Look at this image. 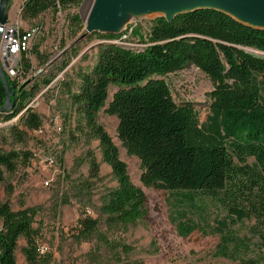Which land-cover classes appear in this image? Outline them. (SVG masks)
I'll use <instances>...</instances> for the list:
<instances>
[{"label": "trees", "instance_id": "1", "mask_svg": "<svg viewBox=\"0 0 264 264\" xmlns=\"http://www.w3.org/2000/svg\"><path fill=\"white\" fill-rule=\"evenodd\" d=\"M81 2L22 0L19 15L34 18L47 9L77 7ZM66 15L73 38L82 28L81 20L77 13ZM92 33L104 40L99 42L90 71L81 74L79 89L70 94V102L75 105L82 127L97 139L101 160L110 167L116 183L99 208L105 223L126 226L145 214L143 191L130 182L116 147L95 120L104 105L107 88L112 85L116 90L104 111L116 117L118 140L128 154L138 159L142 185L166 191L186 190L182 199L196 210L202 204L194 192L206 194L226 215L214 227L213 233L221 237L216 255L238 259L235 252L241 247L248 252L254 239L255 251L240 258V264H264V29L203 8L178 14L169 22L156 16L150 20L147 32L126 40L128 44L113 42L121 39L120 32ZM30 44L19 56L16 76L29 73L30 51L37 55L39 64L46 62L36 46L31 50ZM67 48L65 51L75 55L73 47ZM67 62H61L59 68ZM189 64L212 82L209 114L204 121L199 120L189 102L173 101L162 78ZM4 78L13 92L9 97L12 107L0 112L4 121L14 118L8 123L13 127L19 122L27 130L36 129L41 120L29 105L36 84L25 88L17 78L10 79L6 73ZM49 81L50 77L43 79L44 84ZM4 96L0 81V106ZM28 155L25 151L20 156L15 150H0V183L4 172H13ZM87 161L90 175L95 176L96 162L92 156ZM37 209L38 206H20L12 210L7 199L0 202V264H16L14 249L19 237L24 240L20 250L27 264L47 263L37 253L38 231L32 226ZM245 219L254 220L248 228L250 236L237 238L230 248L228 222L235 224ZM96 224L97 220L90 216L78 218L75 236L92 233ZM177 228L180 235H188L198 225L188 220L179 222Z\"/></svg>", "mask_w": 264, "mask_h": 264}, {"label": "rangeland", "instance_id": "2", "mask_svg": "<svg viewBox=\"0 0 264 264\" xmlns=\"http://www.w3.org/2000/svg\"><path fill=\"white\" fill-rule=\"evenodd\" d=\"M21 2L9 1L7 22L17 24L22 30L36 29L30 47L32 50L36 46L37 53L46 62L39 64L37 55L30 51L31 69L26 76L6 74L10 79L17 78L25 88L36 84L37 90L29 105L38 114L42 131L34 133V130L23 128L19 122L15 127L3 124L4 117L0 114V150H15L20 156L24 151L29 152L24 164L19 162L13 172H4L0 183V202L7 199L12 210L20 206H38L32 226L38 231L35 241L37 247L44 250L41 255L47 259L46 264H240V258L250 256L255 251L254 239L250 241L248 252L243 247L235 252L238 259L216 255L221 237L213 231L217 220L226 218V215L225 210L206 194L194 192L197 201L202 204V208L196 210L182 199L186 190L166 191L142 185L138 159L128 154L118 140L116 117L104 111L116 90L112 85L107 88L104 105L98 110L95 120L116 147L130 182L143 191L145 214L126 226L105 223L99 208L106 199L107 191L116 183L110 167L101 160L97 139L90 135L86 127H82L75 105L70 102V94L79 89L81 74L90 71L101 46L99 42L104 40L97 34L89 33L73 42L83 32L85 18L94 0H82L77 7L56 11L50 8L33 20L20 17ZM68 13H77L81 20L82 28L73 38L70 36ZM160 14L148 11L141 18L127 14L120 35L125 34L126 39H130L146 33L150 20ZM69 46L74 48L75 55L65 51ZM65 60L67 64L60 69L61 62ZM49 77V83L44 84L43 79ZM162 78L173 101L178 104L189 102L199 120L206 119L209 114L208 92L212 89L208 76L189 64ZM52 116H57L59 120V131H55L49 121ZM78 122H81L80 126ZM48 154L53 156L52 166L43 162ZM90 156L97 164L95 176L89 173L87 160ZM47 178L50 180L45 185L43 182ZM83 216L95 218L96 228L88 235L75 236L77 220ZM188 220L196 222L198 228L188 235H180L178 223ZM253 222V219L235 224L228 222L230 248L232 241L250 236L248 228ZM23 242V238L19 237L16 264H27L20 250Z\"/></svg>", "mask_w": 264, "mask_h": 264}, {"label": "water", "instance_id": "3", "mask_svg": "<svg viewBox=\"0 0 264 264\" xmlns=\"http://www.w3.org/2000/svg\"><path fill=\"white\" fill-rule=\"evenodd\" d=\"M9 1L0 0V26L7 22ZM203 8L223 12L245 25L264 29V0H94L85 18L83 32L73 42L92 32L119 33L127 14L141 18L146 12L157 10L169 22L178 14ZM4 66L6 62L0 57V81L5 90L0 112L9 110L13 104L9 100L13 92L6 84Z\"/></svg>", "mask_w": 264, "mask_h": 264}, {"label": "built area", "instance_id": "4", "mask_svg": "<svg viewBox=\"0 0 264 264\" xmlns=\"http://www.w3.org/2000/svg\"><path fill=\"white\" fill-rule=\"evenodd\" d=\"M36 33V29L34 28L29 30H22L17 25L11 24L9 22H6L2 26H0V57L3 58L6 62V66H4V73H7L9 76L16 75L18 71L19 56L28 48ZM126 38L127 36L125 34H122L120 40H113V42L128 44L126 40H128L129 38ZM2 46H4V48ZM12 120H14V118L2 123L8 124ZM49 121L55 131L60 130L59 120L57 116H52ZM2 123L0 122V125ZM41 131L42 129L40 126L34 129V133H40ZM43 162L47 166H52L54 164L53 156L49 154L44 156ZM49 180L50 178H47L43 183L47 185ZM43 251V248L37 247L38 255H41Z\"/></svg>", "mask_w": 264, "mask_h": 264}, {"label": "crops", "instance_id": "5", "mask_svg": "<svg viewBox=\"0 0 264 264\" xmlns=\"http://www.w3.org/2000/svg\"><path fill=\"white\" fill-rule=\"evenodd\" d=\"M30 20H33V18L32 19H30ZM21 22H22V20H21ZM23 23H24V21H23ZM12 24V23H11ZM13 24H15V23H13ZM15 25H17V24H15ZM19 26L21 27L22 26V24L20 25L19 24ZM20 29H22V28H20ZM19 239V238H18ZM24 241V240H23ZM23 244H24V242H23ZM15 252H16V247H15V249H14V257H15Z\"/></svg>", "mask_w": 264, "mask_h": 264}, {"label": "bare ground", "instance_id": "6", "mask_svg": "<svg viewBox=\"0 0 264 264\" xmlns=\"http://www.w3.org/2000/svg\"><path fill=\"white\" fill-rule=\"evenodd\" d=\"M153 12H158L157 10H153Z\"/></svg>", "mask_w": 264, "mask_h": 264}]
</instances>
